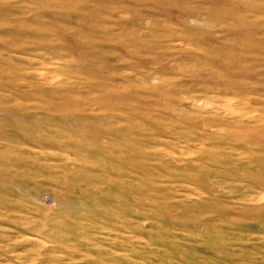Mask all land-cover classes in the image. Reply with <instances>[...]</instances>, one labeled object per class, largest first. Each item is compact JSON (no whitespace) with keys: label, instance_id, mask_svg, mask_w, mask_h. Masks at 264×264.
<instances>
[{"label":"rangeland","instance_id":"1","mask_svg":"<svg viewBox=\"0 0 264 264\" xmlns=\"http://www.w3.org/2000/svg\"><path fill=\"white\" fill-rule=\"evenodd\" d=\"M0 264H264V0H0Z\"/></svg>","mask_w":264,"mask_h":264}]
</instances>
